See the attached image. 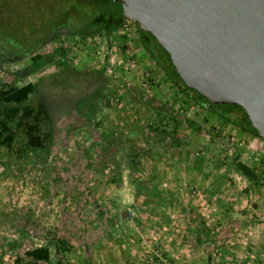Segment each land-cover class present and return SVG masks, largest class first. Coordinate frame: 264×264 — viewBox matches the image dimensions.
<instances>
[{"label":"rangeland","instance_id":"obj_1","mask_svg":"<svg viewBox=\"0 0 264 264\" xmlns=\"http://www.w3.org/2000/svg\"><path fill=\"white\" fill-rule=\"evenodd\" d=\"M79 1L0 0V91L36 85L43 140L16 123L0 148V264H264V140L175 87L136 24L64 29L35 73L5 57L22 54L13 35H46L72 7L78 22ZM37 247L48 262L26 256Z\"/></svg>","mask_w":264,"mask_h":264},{"label":"water","instance_id":"obj_2","mask_svg":"<svg viewBox=\"0 0 264 264\" xmlns=\"http://www.w3.org/2000/svg\"><path fill=\"white\" fill-rule=\"evenodd\" d=\"M209 107H240L264 140V0H112Z\"/></svg>","mask_w":264,"mask_h":264},{"label":"trees","instance_id":"obj_3","mask_svg":"<svg viewBox=\"0 0 264 264\" xmlns=\"http://www.w3.org/2000/svg\"><path fill=\"white\" fill-rule=\"evenodd\" d=\"M79 2L84 5L83 9L80 11V13L84 15L81 16L79 21L77 20L78 22H75V19L69 23V17L79 16V10L76 7H72L65 16L68 20H65L62 26L50 31L46 35L29 32L25 37L19 36L15 37V39L14 35L11 36L8 34L11 38H8L6 41L13 47L18 48L16 45L17 43L21 45L20 51L22 54L18 57L9 54L5 57L9 60L18 61L30 56L32 63L24 72L25 74L35 73L47 63L52 62V56L49 57L45 54L35 53L37 48L42 43L50 41L54 35L57 36L56 34L59 29L68 30V33L72 34L91 36L97 33L112 34L125 23L126 17L122 8L112 0H80ZM137 28L140 33L142 46L146 48L155 64L167 74L175 87L200 105L223 117L243 131L251 132L257 136L247 121L246 113L240 107L220 106L217 109H213L208 106L201 96L189 90L170 62L168 54L158 45L153 37L142 32L138 26ZM60 33L64 34L63 31ZM36 92L37 87L33 83H28L19 87L7 86L0 91V148L10 150L16 143L17 133L16 130L13 129L16 123H19L17 125L21 126L24 131L23 135L29 138L28 146L34 148H41L43 146V140L41 136L38 135L39 129H36L37 127L34 126V120L37 118L39 109L35 105L30 104L31 98ZM234 117H236V119H234ZM28 125H31V127L26 129ZM239 167L244 174L249 177L252 176V171L246 165L240 164ZM26 256L36 263H46L51 258L50 250L47 247H37L33 250H29L26 252ZM207 264H217L212 254Z\"/></svg>","mask_w":264,"mask_h":264},{"label":"built area","instance_id":"obj_4","mask_svg":"<svg viewBox=\"0 0 264 264\" xmlns=\"http://www.w3.org/2000/svg\"><path fill=\"white\" fill-rule=\"evenodd\" d=\"M131 23L134 25L136 24L134 21L126 18L125 23L123 24V27L125 28L126 31L130 30ZM28 264H35V263H28Z\"/></svg>","mask_w":264,"mask_h":264},{"label":"flooded vegetation","instance_id":"obj_5","mask_svg":"<svg viewBox=\"0 0 264 264\" xmlns=\"http://www.w3.org/2000/svg\"><path fill=\"white\" fill-rule=\"evenodd\" d=\"M62 31H64V29H59L58 31H57V33H60V32H62ZM4 57V53H2V51L0 50V58H3Z\"/></svg>","mask_w":264,"mask_h":264}]
</instances>
